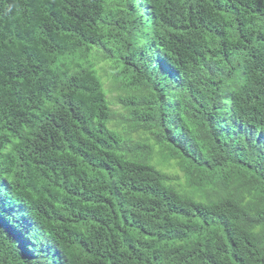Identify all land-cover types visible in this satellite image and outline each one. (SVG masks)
Segmentation results:
<instances>
[{"label": "trees", "instance_id": "1", "mask_svg": "<svg viewBox=\"0 0 264 264\" xmlns=\"http://www.w3.org/2000/svg\"><path fill=\"white\" fill-rule=\"evenodd\" d=\"M0 264H264V0H0Z\"/></svg>", "mask_w": 264, "mask_h": 264}, {"label": "rangeland", "instance_id": "2", "mask_svg": "<svg viewBox=\"0 0 264 264\" xmlns=\"http://www.w3.org/2000/svg\"><path fill=\"white\" fill-rule=\"evenodd\" d=\"M114 108H116V106H114Z\"/></svg>", "mask_w": 264, "mask_h": 264}]
</instances>
